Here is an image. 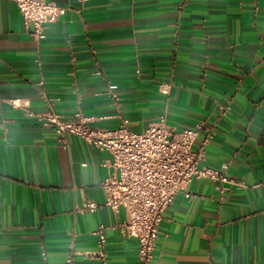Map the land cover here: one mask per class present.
Instances as JSON below:
<instances>
[{"label": "crops", "instance_id": "obj_1", "mask_svg": "<svg viewBox=\"0 0 264 264\" xmlns=\"http://www.w3.org/2000/svg\"><path fill=\"white\" fill-rule=\"evenodd\" d=\"M50 1L65 13L34 39L0 0V264H137L112 228L124 211L104 205L108 154L59 139L35 116L49 112L134 133L160 116L200 127L199 166L224 180L177 192L151 264H264V0Z\"/></svg>", "mask_w": 264, "mask_h": 264}, {"label": "built area", "instance_id": "obj_2", "mask_svg": "<svg viewBox=\"0 0 264 264\" xmlns=\"http://www.w3.org/2000/svg\"><path fill=\"white\" fill-rule=\"evenodd\" d=\"M13 2L34 39L41 38L47 26L57 22L65 13L64 7L50 0ZM169 88V84L163 85L161 94L167 95ZM11 105L19 107L16 100L11 101ZM27 114L32 116L29 112ZM35 116L59 139L64 135L75 136L108 154L106 164L112 173L101 183L104 205L114 212L124 211V220L112 228L136 241L137 264H151L164 212L180 189L200 178L224 180V167L215 170L199 166L200 155L192 147L200 127L173 130L165 125L164 116H160L154 125L141 133H134L124 127L93 128L91 119L80 112L68 120L50 112ZM95 209L92 202H86L82 207L83 212ZM93 235L97 246L95 255L101 258L104 256V227L99 226ZM70 262L68 259L67 263Z\"/></svg>", "mask_w": 264, "mask_h": 264}]
</instances>
